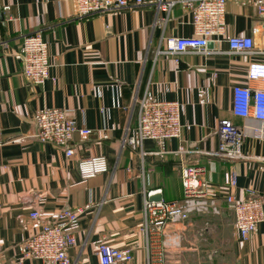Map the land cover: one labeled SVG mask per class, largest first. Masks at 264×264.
Instances as JSON below:
<instances>
[{
    "label": "crops",
    "instance_id": "crops-1",
    "mask_svg": "<svg viewBox=\"0 0 264 264\" xmlns=\"http://www.w3.org/2000/svg\"><path fill=\"white\" fill-rule=\"evenodd\" d=\"M159 1L78 18L72 0H0V264H45L23 258L20 246L68 208L81 210L70 264H100L103 239L131 248L126 264H147L144 201L159 192L164 201L180 202L185 165L204 168L209 206L166 227L169 240L178 242L167 246L166 264H264V122L232 112L233 87L245 84L249 63L264 62V13L258 11L264 0L226 3L225 35L251 38L253 54L230 52L226 36L202 53L160 52L168 39L191 36L193 27L182 0H161L174 2L169 8ZM37 31L52 65L43 85L27 81L16 55L22 36ZM145 91L179 102L180 140L123 142L136 126L135 98ZM44 108L71 110L76 126L92 131L86 140L74 135L73 156L32 137L34 116ZM221 120L245 134V157L234 163V196L263 198V220L246 240L224 199L231 163L212 155ZM98 155L108 170L82 179L78 160ZM33 211L38 218L30 217ZM209 252L211 262H192Z\"/></svg>",
    "mask_w": 264,
    "mask_h": 264
},
{
    "label": "built area",
    "instance_id": "built-area-1",
    "mask_svg": "<svg viewBox=\"0 0 264 264\" xmlns=\"http://www.w3.org/2000/svg\"><path fill=\"white\" fill-rule=\"evenodd\" d=\"M76 5V16L84 18L94 14L131 9L140 6L143 0H72ZM228 0H182V8L191 15L193 27L191 36L176 37L167 40L160 52L180 54L185 52L202 53L210 41L225 37L224 15ZM174 2H158L160 8H169ZM260 14L264 5L258 6ZM229 51L239 54H253L254 43L249 37L226 36ZM5 44V43H4ZM27 81L34 85H43L49 76L51 62L48 43L41 31L25 34L16 53ZM137 105L136 126L124 139V143L141 145L146 140L158 143L166 140L181 139V105L177 101H165L154 98L145 91L135 98ZM232 112L235 116L252 118L264 122V62H251L247 66L244 85L232 89ZM36 125L32 137L44 144L52 145L64 151L66 157L74 155L70 145L75 134L86 140L91 130L78 128L72 111L65 108H44L34 116ZM218 147L213 156L228 160L231 165L223 176L224 199L231 209L237 233L246 240L263 220L261 195L236 198L233 189L236 185L235 162L243 159L244 132L230 120H221L217 128ZM179 152L185 150L180 147ZM77 168L82 179L91 178L108 170L107 159L102 156L80 158ZM204 168L185 165L181 170L182 200L180 202L151 201L143 204L142 230L146 235L147 264H166L165 250L169 244H176V238L169 240L165 229L193 213L207 210L209 184L201 178ZM81 210L62 209L55 218L45 222L32 236L22 242L21 255L25 259L40 260L45 264H70L67 251L75 245V231L79 226ZM33 211L30 217L38 218ZM100 264H126L133 260L129 247H115L103 239L97 246Z\"/></svg>",
    "mask_w": 264,
    "mask_h": 264
},
{
    "label": "rangeland",
    "instance_id": "rangeland-1",
    "mask_svg": "<svg viewBox=\"0 0 264 264\" xmlns=\"http://www.w3.org/2000/svg\"><path fill=\"white\" fill-rule=\"evenodd\" d=\"M220 242H221V243H222V242L226 243V238H222V237H221V238H220ZM210 251H211V250H210ZM193 257H196V256L193 255L192 258H193ZM213 257H214V255H213L212 252L204 253L203 256H201L200 260H198V261H197V260H196V261L193 260L192 262L200 263V262H202V261L204 262V261H206V260H207V261H209V260L212 261V258H213ZM193 259H195V258H193ZM211 261H209V262H211ZM192 262H190V263H192ZM203 262H202V263H203ZM204 263H205V262H204Z\"/></svg>",
    "mask_w": 264,
    "mask_h": 264
},
{
    "label": "water",
    "instance_id": "water-1",
    "mask_svg": "<svg viewBox=\"0 0 264 264\" xmlns=\"http://www.w3.org/2000/svg\"><path fill=\"white\" fill-rule=\"evenodd\" d=\"M207 48L211 47V42H209L206 46ZM149 200L151 201H161L162 195L158 192L156 194L149 195Z\"/></svg>",
    "mask_w": 264,
    "mask_h": 264
}]
</instances>
